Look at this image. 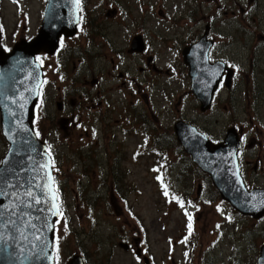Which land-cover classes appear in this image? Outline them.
<instances>
[{
    "label": "rangeland",
    "instance_id": "rangeland-1",
    "mask_svg": "<svg viewBox=\"0 0 264 264\" xmlns=\"http://www.w3.org/2000/svg\"><path fill=\"white\" fill-rule=\"evenodd\" d=\"M44 3L0 0V46L11 49L15 41L35 36ZM80 5L76 54L64 68H56L55 59L40 62L46 79L35 109L34 126L54 157L55 182L64 190L65 210L55 225L59 256L81 247L88 264H256L264 216L256 219L222 201L209 177L188 159L173 126L179 120L193 124L215 142L234 128L242 140V179L248 189L264 188V0H82ZM204 31L214 42L211 60L224 62L233 76L201 110L181 50ZM136 35L147 42L146 55L159 71L128 61L132 55L125 48ZM106 39L122 55L102 45ZM112 61L131 69L119 77ZM137 65L145 69L138 71ZM90 70L105 77L101 87L117 101L111 120L105 115L95 123L89 101L95 86L87 85L80 98L77 87L84 77L90 80ZM135 86H141L136 98ZM64 89L67 95L60 92ZM124 98L138 107L124 111ZM124 114L128 124L113 123ZM7 148L0 130V160Z\"/></svg>",
    "mask_w": 264,
    "mask_h": 264
},
{
    "label": "water",
    "instance_id": "water-1",
    "mask_svg": "<svg viewBox=\"0 0 264 264\" xmlns=\"http://www.w3.org/2000/svg\"><path fill=\"white\" fill-rule=\"evenodd\" d=\"M78 16L76 0H45L36 35L16 41L8 52L0 46V130L8 144L0 160V264L53 263V231L59 206L50 157L33 129L34 108L43 81L35 56L40 51L53 54L61 35L75 33ZM141 43V35L134 36L132 48L136 50L134 47ZM210 47L205 31L197 42L182 49L190 89L200 101L201 110L210 106L221 81L229 87L232 76L223 62L209 61ZM173 128L182 149L210 177L223 200L254 218L264 214V189L247 190L239 174L241 140L234 128L228 129L218 143L182 120ZM76 261L74 257L68 264ZM256 264H264V244Z\"/></svg>",
    "mask_w": 264,
    "mask_h": 264
},
{
    "label": "flooded vegetation",
    "instance_id": "flooded-vegetation-1",
    "mask_svg": "<svg viewBox=\"0 0 264 264\" xmlns=\"http://www.w3.org/2000/svg\"><path fill=\"white\" fill-rule=\"evenodd\" d=\"M81 3V0L80 2ZM80 10H81V6H80ZM83 17V15L81 14V11H80V19ZM80 20H79V25L77 26V32L80 30ZM88 29V28H87ZM77 32L73 35V36H70V37H66V36H61L60 38V41H59V47L58 49L52 54H47L46 52L44 51H41L38 53L37 57L39 58V61H44L43 58H49V59H55L59 65H56L55 67L56 68H64L65 65H66V59H71V56L75 55L76 54V44H77V40H75V36L77 34ZM87 32V30L85 31ZM205 32V31H204ZM208 32H209V29H208ZM203 35V34H202ZM101 39H104L105 38V35L103 34L102 37H100ZM132 38L129 39V46L126 47V51L128 54L132 55V57L128 58V61L131 62L132 64H138V62H143L144 64L146 65H151L152 69H154L155 71H159L155 66L153 67V58L151 56H147L146 55V50H147V45H146V41L145 40H142V43L140 44V46H137V47H134L136 50H134L132 48ZM208 40H211V47L208 51V57L209 59L211 60V51L213 50L214 48V42L212 39L210 38H207ZM107 39L106 41H104L102 43V45H107ZM164 43H169V41H164ZM191 44H194V43H191ZM190 44V45H191ZM101 45V46H102ZM186 45H184L185 47ZM109 47V46H108ZM96 48V47H95ZM110 51L111 52H116L118 54H121V51L119 50H115L113 47H109ZM182 52V50H181ZM122 55V54H121ZM93 62V61H92ZM113 63V66L112 68H114L115 66H117L118 68H120L119 72H118V76L119 77H122L123 74H124V70L125 71H129L131 69V66L127 65V64H121L120 62H117V63ZM92 64V63H91ZM42 66V69H43V78L46 79L45 77V66L44 65H41ZM44 66V68H43ZM92 66L94 67V69L97 71V73H100L99 70H97V68L92 64ZM137 70L138 71H143L145 69V67H142V66H139L137 65ZM90 73H93V75H91V78L90 80H87L85 77L84 79L82 80L83 82V85L82 86H79L77 87L79 89V91L82 92V94H80V98L83 97V95L86 94V86L87 85H92V86H95L96 88L94 89H91L90 91V106L94 109V113L96 114V121H103L102 118H105V115L107 116V119L108 120H111L113 118V114L116 112L117 108L116 107H119L117 106V101H112L110 97H108V90H106L105 88H102L101 87V84L102 82L104 81V76L102 74H98V75H95V71L94 70H90ZM100 75V76H99ZM61 78L65 79L67 78V75L62 73L61 72ZM132 79H134V81L136 80V77H133ZM136 82V81H135ZM124 81L122 82V85H124ZM138 83V82H136ZM136 88V89H135ZM134 90V94H133V97H138V94L139 92L141 91V86L139 87H134L133 88ZM62 94L64 95H67L69 93V91L67 89H64L62 91H60ZM65 97V96H64ZM124 101H127V104H124L122 102V105H121V108L126 111V110H129L130 108V105H131V109H135L136 107H138V104L136 106L135 102L130 100L129 98H124ZM84 101H79V103H83ZM131 102V104H129ZM87 103V102H86ZM56 106H57V109L58 111H61L62 110V105H61V102L60 100H58V102H56ZM71 113V112H70ZM140 114V113H139ZM141 115H144V113H141ZM69 121L71 120V118L69 117L68 118ZM139 119V118H138ZM68 121V122H69ZM124 121L126 124H128V121L126 120V115L124 114L123 116V119L121 118H116L115 121L113 123L115 124H124ZM103 127H112V124H105L103 122ZM115 127V126H113ZM116 128H119V127H116ZM74 254H79L81 256L84 257V263H81V264H88V259L85 255V251L81 248V247H78L76 252L74 253H71L69 255H61L60 257V260H59V263L60 264H67L71 258L73 257ZM69 259V260H68ZM76 264H80L79 261H76Z\"/></svg>",
    "mask_w": 264,
    "mask_h": 264
},
{
    "label": "snow or ice",
    "instance_id": "snow-or-ice-1",
    "mask_svg": "<svg viewBox=\"0 0 264 264\" xmlns=\"http://www.w3.org/2000/svg\"><path fill=\"white\" fill-rule=\"evenodd\" d=\"M80 0H76V3L79 4ZM28 195H31V193H28ZM165 195H168V192L165 191ZM181 203V207H183V202L180 201ZM0 215H3V213H0ZM14 223V222H13ZM188 228H189V234H191V229H192V223H191V217L189 216V224H188Z\"/></svg>",
    "mask_w": 264,
    "mask_h": 264
},
{
    "label": "trees",
    "instance_id": "trees-1",
    "mask_svg": "<svg viewBox=\"0 0 264 264\" xmlns=\"http://www.w3.org/2000/svg\"><path fill=\"white\" fill-rule=\"evenodd\" d=\"M36 127V126H35ZM35 130H36V132H37V135L39 136V134H40V130H39V128L38 127H36L35 128ZM188 159H190V157L188 156ZM212 184V183H211ZM213 186V185H212ZM59 193H60V195H63L64 194V190L62 189V188H60L59 189ZM61 197H59V199H60ZM59 202H61V200L59 201ZM62 208L63 209H65V207H64V203H62Z\"/></svg>",
    "mask_w": 264,
    "mask_h": 264
}]
</instances>
